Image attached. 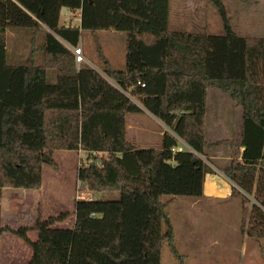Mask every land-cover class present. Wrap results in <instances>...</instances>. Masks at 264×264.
Segmentation results:
<instances>
[{
	"label": "trees",
	"instance_id": "trees-1",
	"mask_svg": "<svg viewBox=\"0 0 264 264\" xmlns=\"http://www.w3.org/2000/svg\"><path fill=\"white\" fill-rule=\"evenodd\" d=\"M6 1L0 0V13ZM11 1L31 27L44 30L43 59L10 63V25L0 23V192L39 188L42 165L56 167L55 149L107 153L99 165L78 166L80 190L119 192L109 199L76 198L71 226L54 225L66 211L16 229L0 224V234L10 231L31 245L27 264H160L165 240L184 264L167 205L176 196L203 195L205 175L214 172L207 149L216 145L243 147L219 168L251 197L249 225L241 230L264 238V36L234 31L223 0H207L223 33L170 29L169 0ZM63 6L80 9L79 24L60 21ZM110 28L125 32L123 68L111 64L98 40L96 31ZM84 29L93 35L99 64L76 61L72 48ZM210 88L242 107L239 138L206 140ZM142 106L176 136L164 133L157 148L132 144L126 115ZM180 140L187 148L172 150ZM244 193L231 189L241 202L248 200ZM30 229L37 231L34 241Z\"/></svg>",
	"mask_w": 264,
	"mask_h": 264
},
{
	"label": "rangeland",
	"instance_id": "rangeland-1",
	"mask_svg": "<svg viewBox=\"0 0 264 264\" xmlns=\"http://www.w3.org/2000/svg\"><path fill=\"white\" fill-rule=\"evenodd\" d=\"M223 2L227 7L234 31L241 35L264 36V0H223ZM69 9L65 7L63 12L68 15ZM3 12L4 17L1 20L8 17L9 21L18 20L23 14L21 7L11 0L6 1ZM177 19L180 23H175ZM169 22L170 27L179 30L210 33L224 31L216 8L207 0H169ZM20 33L26 34L23 39L29 35L25 40V47L29 50L37 44V36L41 34L39 29H36L33 38L30 39L31 32ZM96 33L103 51L109 59L111 58L113 65L123 68L125 32L100 29ZM11 38L10 36L8 40L9 45L12 42ZM81 44L84 60L90 64H99L95 51L96 45L90 30L82 31ZM26 59L23 61H29ZM140 119L145 120L147 126L157 131L163 128V125L155 121L156 119L146 114L140 115ZM205 125L204 135L208 140L239 138L242 107L224 91L210 88L207 92ZM164 133L171 134L166 128ZM159 136L162 139L163 135ZM179 145L187 148L184 141H181ZM207 153L211 155L213 164L205 156L202 155V157L212 167L215 164L221 167L227 165L232 157H237L240 151L239 147L216 145L209 147ZM106 154L102 151L96 153L98 156L95 157L96 155L81 149H55L52 156L56 167L46 165L43 173L44 190L47 196L44 197L41 192L22 190L16 198H4L2 206L5 212L2 224L15 229L21 225L32 224L38 215L48 217L65 211L67 212L65 220L67 224H70L76 198L118 197V191L80 190L81 182H77V169L80 164L88 163L94 157L96 159L105 157ZM235 187L239 192L244 193L239 187ZM244 195L248 197V200L243 202L239 194L218 202H198L195 197L182 195L176 196L167 205L174 230V245L184 257V264H264V238L255 239L241 230L242 224L246 227L249 225L247 213L251 203V197L246 193ZM160 264H179L167 240L162 245Z\"/></svg>",
	"mask_w": 264,
	"mask_h": 264
},
{
	"label": "crops",
	"instance_id": "crops-1",
	"mask_svg": "<svg viewBox=\"0 0 264 264\" xmlns=\"http://www.w3.org/2000/svg\"><path fill=\"white\" fill-rule=\"evenodd\" d=\"M65 7L66 6H63L61 8L60 21L65 25L79 24L80 9L70 8L68 15H66V12H63V9ZM2 17H4V12L0 13V23H5V24L10 25L9 27H7V32H6L7 34L6 51H7L8 61L10 63H20V62L40 63L43 59V56H42L43 53H42V50L40 49V44L44 37V30L39 28V31L41 32V34L40 36L39 35L37 36L38 38L37 44L34 47H30V50H29L28 47H25L26 46L25 40L29 35L25 39H23V37H25L26 34L24 33L25 35H21L20 32L22 31L26 33L31 32L32 35L30 36V39H32L34 36L33 34L34 31L38 29V27L35 29L31 27L29 25V18L25 16H22L20 19L13 20V21L12 20L9 21L8 17H5L4 20H1ZM175 23H180V20L179 19L175 20ZM21 24L24 26H21ZM168 25H169V28L172 30H179V29H174L170 27L169 19H168ZM43 27L48 29V27L44 24H43ZM108 30H110V32L116 31L115 29H112V28ZM10 36L12 37L11 38L12 42L9 45L8 40ZM36 40L37 39L35 38V41ZM25 58H27L26 60H29V61H23ZM109 60L111 64L113 65L111 58ZM142 114H146L156 119L155 121H158L160 125H163V128H161L158 131L153 128H150L149 126L145 124V120L140 119V115ZM165 128L168 129L171 132V134H174L171 127H168V125L165 124L164 121H162L160 118L153 115L150 111H148L143 106H142V111L128 113L126 115V137L136 147L157 148L158 144H161V138L159 135L164 134ZM205 129H206V125H205ZM205 129H204V133H205ZM218 139H221V138H215L214 140H218ZM214 140H208V141H214ZM180 141H183V140H180ZM242 149L243 147L240 146L239 151H241ZM212 157H215V156L212 155ZM216 157L218 156L216 155ZM46 165L47 164L42 165V182L39 188H19V187H10V186H5L1 188V192H0V224L1 226H7V225L2 224L3 213L5 212L4 206H2V201L4 200V198H11V197L16 198L17 195L22 190L39 192V193L41 192V194H43L44 197L47 196L46 190H44L45 185H44V180H43V173L46 169ZM219 167L220 166L215 164L213 167L214 172H209L205 175L204 184H203V195L201 197L196 198V201L198 202L199 201L200 202L201 201L202 202H218L221 199L232 197L231 189H232V186H234V182L228 176H226ZM228 181L231 182V184ZM77 182H79L78 178H77ZM235 186L237 185L235 184ZM38 216L41 218H45L40 215ZM38 216L36 218H38ZM74 217L75 216H74V210H73V218L70 224H67L64 218L62 220L56 221L54 225L71 226L73 224ZM32 224L21 225V226H31ZM27 236L30 239V241H34L37 237V231L35 229H30L27 231ZM31 256H32V247L26 240H24L20 236L10 231H2V233L0 234V264H27Z\"/></svg>",
	"mask_w": 264,
	"mask_h": 264
},
{
	"label": "built area",
	"instance_id": "built-area-1",
	"mask_svg": "<svg viewBox=\"0 0 264 264\" xmlns=\"http://www.w3.org/2000/svg\"><path fill=\"white\" fill-rule=\"evenodd\" d=\"M72 49H73V51L75 53V57H76V61L77 62L85 59L84 55H83V52H82V47H81L80 43L78 45L74 46ZM181 149H183V147L181 145H177V146L172 147V150H181ZM100 152H102V151H93L90 154L96 155V153H100ZM97 156L98 155H96L95 157H97ZM95 157L93 159H91V161L94 160L99 165L101 163V160H100L101 158L96 159Z\"/></svg>",
	"mask_w": 264,
	"mask_h": 264
},
{
	"label": "water",
	"instance_id": "water-1",
	"mask_svg": "<svg viewBox=\"0 0 264 264\" xmlns=\"http://www.w3.org/2000/svg\"><path fill=\"white\" fill-rule=\"evenodd\" d=\"M234 185H235V183H234Z\"/></svg>",
	"mask_w": 264,
	"mask_h": 264
}]
</instances>
